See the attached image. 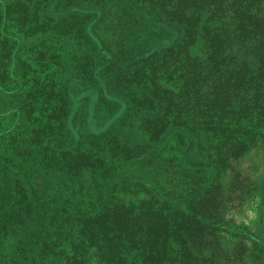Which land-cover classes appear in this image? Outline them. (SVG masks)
<instances>
[{
	"label": "trees",
	"instance_id": "trees-1",
	"mask_svg": "<svg viewBox=\"0 0 264 264\" xmlns=\"http://www.w3.org/2000/svg\"><path fill=\"white\" fill-rule=\"evenodd\" d=\"M159 1L176 38L147 61L148 83L134 88L143 101L121 103L135 134L94 141L76 135L68 110L45 115L36 167L21 172L32 179L18 183V202L0 201V264H215L219 231L264 246L263 188L257 239L208 204L222 169L210 137L234 138L238 153L264 146V0ZM129 185L148 199L115 195Z\"/></svg>",
	"mask_w": 264,
	"mask_h": 264
},
{
	"label": "rangeland",
	"instance_id": "rangeland-1",
	"mask_svg": "<svg viewBox=\"0 0 264 264\" xmlns=\"http://www.w3.org/2000/svg\"><path fill=\"white\" fill-rule=\"evenodd\" d=\"M159 4V0H0V111L9 107L7 113H14L0 112L1 202H18V183L32 179L21 172L36 167L34 143L41 138L38 129L46 122L45 115L71 112L76 135L87 133L92 140L104 133L120 139L135 134L125 130L133 111L121 103L134 93L143 101L145 96L134 88L148 83L147 61H156L176 38ZM36 89L51 95L45 99ZM139 113L143 117L145 109ZM67 138L57 136L61 142ZM210 140L208 149L221 160L222 169L209 213L246 226L257 239L263 143L257 139L238 153L234 138L213 135ZM115 195L125 200L149 197L138 185L119 187ZM240 232L212 235L215 264H264V246L254 245ZM263 236L264 232L261 240Z\"/></svg>",
	"mask_w": 264,
	"mask_h": 264
}]
</instances>
